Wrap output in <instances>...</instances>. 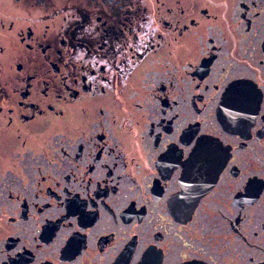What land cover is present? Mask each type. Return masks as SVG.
I'll list each match as a JSON object with an SVG mask.
<instances>
[{
  "label": "flooded vegetation",
  "instance_id": "flooded-vegetation-1",
  "mask_svg": "<svg viewBox=\"0 0 264 264\" xmlns=\"http://www.w3.org/2000/svg\"><path fill=\"white\" fill-rule=\"evenodd\" d=\"M0 264H264V0H0Z\"/></svg>",
  "mask_w": 264,
  "mask_h": 264
},
{
  "label": "snow or ice",
  "instance_id": "snow-or-ice-1",
  "mask_svg": "<svg viewBox=\"0 0 264 264\" xmlns=\"http://www.w3.org/2000/svg\"><path fill=\"white\" fill-rule=\"evenodd\" d=\"M234 87H236V86H234ZM231 91V90H230Z\"/></svg>",
  "mask_w": 264,
  "mask_h": 264
}]
</instances>
